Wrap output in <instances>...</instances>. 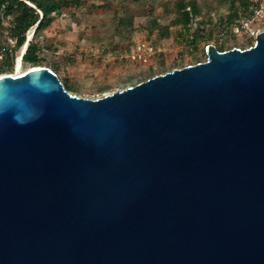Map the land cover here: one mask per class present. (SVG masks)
Wrapping results in <instances>:
<instances>
[{"label": "water", "instance_id": "obj_1", "mask_svg": "<svg viewBox=\"0 0 264 264\" xmlns=\"http://www.w3.org/2000/svg\"><path fill=\"white\" fill-rule=\"evenodd\" d=\"M0 264H264V28L96 98L1 73Z\"/></svg>", "mask_w": 264, "mask_h": 264}, {"label": "trees", "instance_id": "obj_2", "mask_svg": "<svg viewBox=\"0 0 264 264\" xmlns=\"http://www.w3.org/2000/svg\"><path fill=\"white\" fill-rule=\"evenodd\" d=\"M95 1H100V4H95ZM249 1L0 0V16L6 22L7 33L4 38L0 36V74L12 73L13 65L19 56L22 66L49 67L53 64L51 55H55L61 42L46 38L43 32L55 22V18L61 13L69 14L70 18L77 20L78 13H92L100 5L111 8L109 21L104 24L106 30L102 33L91 32L87 36L88 40L98 45L97 49L101 50L100 54L94 56L90 50L86 49L81 50L79 55H76L74 51L63 54L58 57V63L51 68L54 72L76 64L79 59L95 62L101 61L105 55L112 56L114 60L126 57L134 49L138 41L134 39L138 33L143 34V39L140 40L154 46L155 51L156 46L164 49L166 46H171V42L195 46L203 41H209L213 38L214 32L208 27L217 24L220 29L224 23L227 25L234 23L244 14ZM137 18L143 19L141 25H135ZM31 30H33L32 36L28 40L27 35ZM216 48L222 51L232 47L226 48L220 45ZM184 53L185 50L181 48L178 61L171 64L176 65L181 61ZM153 55V63L146 70H141L142 74L148 77L155 75L157 71L165 72L167 68L160 53L155 52ZM133 76V73L125 74L124 78L119 76V79L126 81ZM64 77L70 78L69 76ZM63 86L65 88L64 83Z\"/></svg>", "mask_w": 264, "mask_h": 264}, {"label": "rangeland", "instance_id": "obj_3", "mask_svg": "<svg viewBox=\"0 0 264 264\" xmlns=\"http://www.w3.org/2000/svg\"><path fill=\"white\" fill-rule=\"evenodd\" d=\"M95 4H100V1H95ZM109 15H111V8L108 6H99L94 9L92 13L77 14V20L69 17V14L61 13L55 18V22L47 28L43 34L46 38H52L53 40L61 42L55 55H51L52 63L48 68H53L54 64L58 63V57L63 54H68L72 51L79 55L81 50H90L91 54L98 56L101 50H98V45L95 42H91L87 39L92 33H102L106 30L104 24L108 23ZM143 19L137 18L135 25H141ZM95 27H92L94 26ZM203 25V24H202ZM226 25V24H225ZM108 26V24H107ZM6 22L0 16V36L4 38L6 36ZM92 27V28H91ZM255 30L264 28V17L255 21ZM209 29L214 32L213 38L209 41H203L195 46L179 45L178 43L171 42V46L166 48L152 47V53L147 56V61L144 63L133 62L128 57H121L118 60L110 55H105L101 61L89 62V60L77 61L76 64L67 66L65 69L60 68L55 73L59 79L64 83L65 88L69 90L71 94H75L80 97L96 98L104 94L110 93L114 90L126 88L127 86L134 85L140 81L145 80L148 75H143L141 70H146L153 63V54L158 52L164 58L167 68L166 71H170L172 68H180L184 65L193 64L199 60L204 61L206 59V45L214 44L216 46L224 45L227 47L246 48L253 44L254 36L245 35H233L229 31L228 27H217V24L210 25ZM33 30L28 33L27 39H31ZM143 39V34L138 33L134 40ZM145 42V41H144ZM94 43L91 47V44ZM169 43V42H168ZM75 48L77 50H75ZM185 50V55L181 61L176 65L178 60V54L180 49ZM196 48V49H195ZM199 57V58H198ZM175 60V61H174ZM174 61V62H173ZM138 64V65H137ZM29 66L21 65L20 56L17 57L13 69V72H21ZM47 67V66H45ZM165 71V72H166ZM6 73V72H5ZM133 73L134 76L129 80L119 79V76L124 78L125 74ZM164 73L157 71L154 74ZM64 76H69L66 78ZM103 85L104 87H101Z\"/></svg>", "mask_w": 264, "mask_h": 264}, {"label": "built area", "instance_id": "obj_4", "mask_svg": "<svg viewBox=\"0 0 264 264\" xmlns=\"http://www.w3.org/2000/svg\"><path fill=\"white\" fill-rule=\"evenodd\" d=\"M264 17V0H250L247 4L244 14L230 25H222V28L228 27L229 31L233 35H245L255 36L257 31L255 30V21L260 20ZM209 45V44H208ZM206 45L205 47L207 48ZM152 53V47L144 41H137L134 49L127 55L129 60L133 62L144 63L147 61V56Z\"/></svg>", "mask_w": 264, "mask_h": 264}]
</instances>
